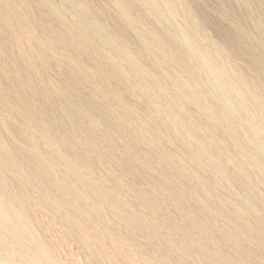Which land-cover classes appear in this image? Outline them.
<instances>
[{
    "label": "bare ground",
    "instance_id": "1",
    "mask_svg": "<svg viewBox=\"0 0 264 264\" xmlns=\"http://www.w3.org/2000/svg\"><path fill=\"white\" fill-rule=\"evenodd\" d=\"M0 264H264V0H0Z\"/></svg>",
    "mask_w": 264,
    "mask_h": 264
}]
</instances>
